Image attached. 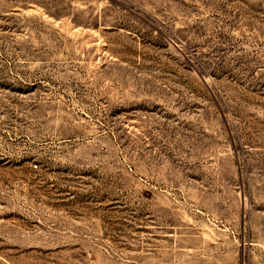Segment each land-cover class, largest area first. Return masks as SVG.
Returning <instances> with one entry per match:
<instances>
[{
	"label": "rangeland",
	"instance_id": "rangeland-1",
	"mask_svg": "<svg viewBox=\"0 0 264 264\" xmlns=\"http://www.w3.org/2000/svg\"><path fill=\"white\" fill-rule=\"evenodd\" d=\"M0 264H264V0H0Z\"/></svg>",
	"mask_w": 264,
	"mask_h": 264
}]
</instances>
